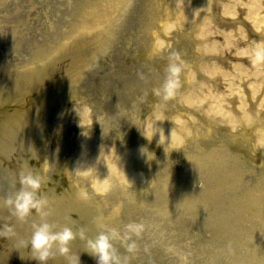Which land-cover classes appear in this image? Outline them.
<instances>
[{
    "label": "rangeland",
    "instance_id": "374dc122",
    "mask_svg": "<svg viewBox=\"0 0 264 264\" xmlns=\"http://www.w3.org/2000/svg\"><path fill=\"white\" fill-rule=\"evenodd\" d=\"M92 1L95 0H0V94L4 96L0 100V118L4 114L20 111L16 108L19 106L17 103L6 104L7 99L13 98L11 95L27 101L28 105L38 99L47 109L41 114L42 125L34 133L31 150L24 152L9 145L5 164L0 163V227L12 224L15 228L19 225L24 242L30 239L32 216L20 222L10 215L2 201L19 188L21 171L40 174L42 165L46 163L43 176L47 182L40 191L48 199L64 198L61 200L63 202L70 199L67 196L73 185H81L87 195L85 204L80 200L85 210L84 216H76L79 212L68 215L82 222L89 220L92 227L99 222L96 221L99 215L107 217L98 224L100 228L86 231L87 236L95 237L102 230L101 225L118 228L121 232L130 221L146 225L139 238L133 237L137 243L134 253H126L119 241L114 242L122 255L132 256L131 264H264V205L250 206L229 198L230 194L248 189V183L241 186L236 183L234 193L224 191L215 200L207 195L198 199V194L209 183V179L203 181L208 166L203 163L197 166L189 164L180 157L179 152L168 153L158 141L140 140L149 147L150 155L146 153L132 165L140 173L132 184L123 183L114 173H102L105 181L102 191H96L89 185L90 170L69 176L58 163L60 159L63 162L72 159L76 148L81 151L80 144L76 145V142L82 136L91 138L92 147H97V143L108 144L100 143L96 132H87V128L98 122L88 120L81 124L79 117H72L73 113L68 111L71 106L76 108L83 105L87 108L88 116L94 112L98 118L110 117L109 134H120L122 137L115 146L126 149L130 145L126 141L128 138L138 140L133 129L129 130L131 110L133 115L139 111L143 118L153 117L160 98L152 90L163 82L171 53L181 54L187 73L193 71L195 63L204 61L201 56L197 58L196 40L204 41L203 52L214 56L209 64L213 63L216 67L215 73L208 77L211 78L208 83H205L207 76L194 74L200 85L199 92L209 97L204 102L213 104L210 95L214 92L223 95L218 102L223 111L228 108V103L224 107L227 97L236 108L244 104L246 111L252 100L257 101V105L264 102V62L255 63L251 54L256 46H264V35L254 29L255 22H260L264 28V0H176L175 10L182 16L181 22L171 17L172 0H122L120 4L116 3L120 7L111 20V26L102 27L95 36L76 34L75 21L80 17L81 9ZM111 12L104 11L106 19L110 20ZM158 12L163 15L170 13L167 16L171 27L155 32V35L159 33V40L168 44L166 52L161 47L150 51L145 47V43L154 38L143 27L150 24L151 17ZM191 29L192 32L195 30L194 36ZM99 39L103 41L97 51L93 50L95 56L68 85L71 86L69 91L65 90L67 84L59 86V91L64 87L60 95L50 94L47 100H41L45 97L41 96L43 89L46 90L51 84L50 78H47L46 85L31 82L28 87L20 86L18 82L13 85V79L10 81L7 78H18L16 69L31 61L37 63L27 68L44 67L45 71H49L48 63L54 56L67 55L65 48L56 52L54 44H60L57 46L61 49L67 42L73 46L77 44L76 40ZM85 51L86 46L78 52ZM70 53L76 54L75 51ZM64 69L60 68L58 73ZM60 77L62 75L55 79L58 81ZM184 77L181 74V82ZM139 79L143 81L142 92L138 94L141 102L130 109L124 102L130 97V86L136 80L140 82ZM5 81L7 86H1L5 85ZM17 90L22 94L17 95ZM69 92L78 98L67 99ZM55 96L57 100L53 103ZM134 97L137 98L136 95ZM172 100L167 101L164 108L159 107L163 117L183 114ZM119 103H123L122 106ZM200 119L195 115L191 124L199 132V140L206 141L214 136L227 144L232 153L242 144V136L237 137L234 131L230 137L224 130L228 127L225 124ZM170 128L174 130V126ZM240 129L247 132L243 137H251L254 133L250 124L241 123ZM105 133L106 138L110 137L107 131ZM183 145H177V149L181 151ZM164 158H171L167 168L162 167ZM234 163L245 167H264V151L258 156L249 153L244 156L241 153ZM71 227L76 231L79 223ZM11 245L9 235H0V264H27L19 255L5 253ZM70 248L73 254L79 255L80 264H97L96 258L86 251L85 241L79 237L70 243ZM24 249L25 252L31 251L30 245L27 248L24 246ZM32 264L40 262L33 259ZM48 264L68 262L57 252L55 259Z\"/></svg>",
    "mask_w": 264,
    "mask_h": 264
},
{
    "label": "bare ground",
    "instance_id": "6f19581e",
    "mask_svg": "<svg viewBox=\"0 0 264 264\" xmlns=\"http://www.w3.org/2000/svg\"><path fill=\"white\" fill-rule=\"evenodd\" d=\"M95 0L92 2H88L83 9H81V13L79 14V18L75 21L76 25V34L85 35L88 33L89 35H97L98 31L103 27H107L108 25H112L111 21L115 18V15L119 11V7L122 0ZM183 2L184 0H179ZM118 4L116 5V3ZM120 2V3H119ZM175 2L176 0H172L173 10L171 11V17H173L174 21L181 22L182 16L179 15L177 9L175 10ZM110 10V20L106 19L104 16V11ZM167 15H170V13ZM163 15L158 12L156 16H152L151 23L144 26L143 28L148 32L151 36H153L154 40H151L145 43V47L147 51L164 49L166 52L168 48V44L164 42V40H159L157 35H155L156 30L167 29L171 27V22L168 20V16ZM81 20L79 21V19ZM199 21V19H197ZM95 22H97V26L94 27ZM78 25V26H77ZM96 28L95 30H91ZM254 29L256 32L264 35V28L260 22H255ZM90 30V31H89ZM155 30V31H153ZM192 32V29H191ZM190 32V33H191ZM195 30L191 33L194 36ZM89 38V37H86ZM66 41V40H62ZM69 41V40H67ZM77 44L70 45L68 42L64 45L63 48L60 49V44H54L53 49H56V52L59 50H64L67 52L63 54L64 57L57 58L54 56L52 60L48 63L49 71H45L44 67L37 68L34 67L29 69L30 65L36 64L37 61H31L24 63L21 67L16 69L17 77L16 79L7 77L10 81L13 79L12 84L16 85V82L20 84V86L31 85V82H37L47 84V78L52 79L50 81V85L47 89H43V94L41 100L46 99L50 94H55L62 92L59 91V86L62 84H67L65 90L71 88L68 85L72 84L73 81L79 76L80 70L83 66L88 64L90 60L95 56L93 50L99 48L102 45L103 40H76ZM90 43L89 45L87 43ZM63 42V44H64ZM94 42V43H93ZM87 44V45H86ZM95 45L94 48H91L92 45ZM196 44V45H195ZM85 52H78L82 48H85ZM194 46L196 50L197 58L200 59V56L203 57L202 62L195 63L193 66V71L188 72L184 70L182 74L185 76L183 78V82L181 83V88L178 89L177 96L173 98V104L175 106H179L183 111V114L180 113L179 116L175 114L172 116H162L160 112V108L156 107L154 109L153 117L142 118L140 114H134L131 110L130 117H132V121L129 123V130L133 129V133L138 136V140H130L129 138L126 140L129 143V147L123 149L122 146L117 145V142L122 139L120 134L115 136L114 133L109 134L111 128L109 124L111 123L110 117L103 116L97 117L94 115V112L88 116L87 108L83 105H77L76 108L73 106L68 110L72 112L73 115L77 118L81 124L88 122V120L96 123L97 125H93V127L87 128V132H96L99 142H107V145L98 144L97 147L91 146V138L82 136L76 142V145L80 144V149L76 148L75 156L63 162L62 159L58 162L61 165L62 170L65 173H68L69 176L76 175V173H83L88 170L91 171V174L88 176L89 185L93 186L96 191H102L105 187L104 177L102 173H114L119 180H121L125 184H132L136 177L140 175L135 168H132V165L137 162L138 159H141L146 153L148 154L149 147L140 140L144 141H152V142H160L163 148L168 153L179 152V155L182 159L189 164L198 165V163H203L208 166L207 170L204 173V179H209V183L205 184L206 187L203 188V192H200L197 196L199 199L200 196H208L213 200L217 199L221 193L224 191L235 192L237 189L236 183L239 186L244 185V183H248V189L242 192H236L235 195L230 194L229 198L235 202H243L247 205H264V167L253 168L252 166H238L235 165V160L239 157V154L245 156L246 153L251 155L258 156L259 153L264 151V102H259L257 105V101L252 100L249 104L248 111L245 109V105L241 104L239 106H233L231 99L227 97L226 104L228 103V108L226 111H223L218 103L220 101L221 93H211L210 97L211 102H204L203 100L209 99L205 94H201L199 92L200 85L199 82L196 81L194 74H199L201 76H207L206 82L208 83V78L215 73V68L213 63L209 64L210 58H214L213 55H208V53L203 52V42L194 41ZM90 49V50H89ZM50 50V48H49ZM85 50V49H84ZM92 50V51H91ZM58 51V52H59ZM63 51V52H65ZM70 51H75V53H70ZM69 55H72L69 57ZM181 55V54H180ZM35 56V55H34ZM189 57V56H188ZM191 59V57H189ZM60 64V65H59ZM64 67V71L58 73L60 68ZM44 70V72H42ZM60 80H56L59 75ZM51 75V77H50ZM21 76V78H19ZM6 78V76H5ZM24 79L27 81L25 82ZM49 79V80H50ZM135 81L134 85L130 86V97L124 104L127 107L132 109L134 106L136 107L140 101L139 93L142 92L143 81L139 79ZM148 82L151 80H147ZM213 81V80H211ZM157 81H154L156 83ZM9 83V82H8ZM142 83V85H141ZM29 84V85H28ZM215 86L216 84L213 83ZM1 86L6 87L1 84ZM57 89V90H56ZM182 91V94L180 93ZM17 95L22 94L18 90L16 91ZM136 95L137 98L134 96ZM4 97V96H3ZM2 94H0V100H3ZM13 98L7 99V105H11L13 103H17L16 108H19V112L14 114H4L0 118V163L5 164V160L7 158L9 152V145L15 147L16 149H21L24 152L30 151L32 146V141L34 138V133L36 129L42 125V117L41 114L46 112V107L43 106V101L36 100L37 102H33L31 105H28V102L25 100H21L16 98V96L11 95ZM63 97V95H62ZM37 97H35L36 99ZM77 99L78 97L73 94V92H69L67 95V99ZM57 100V96H55ZM72 99V101H73ZM213 99V100H212ZM23 101H25L23 103ZM134 103V104H133ZM120 104V103H119ZM123 104V103H122ZM120 104V106H122ZM45 105V104H44ZM129 105V106H128ZM231 107H230V106ZM134 109V108H133ZM138 110V109H137ZM2 113V112H1ZM2 115V114H1ZM198 116V119H203L204 121L208 120V123H223L225 127L224 129L228 134L233 135L234 131L237 137L242 138V144L240 147H236L234 151L231 152L229 146L225 144L221 139H217L212 136L211 139H207L206 141H202L198 139L197 133H199L195 126H192V122L194 121V116ZM202 116L204 118H202ZM200 119V120H201ZM242 124H250L254 129V133L251 137H243L246 135V131L240 129V125ZM164 125V126H163ZM170 126H174V130L170 128ZM128 129V128H127ZM18 133H15V132ZM105 131L109 134L110 137L106 138L104 136ZM20 132V134H19ZM115 132V131H112ZM106 134V133H105ZM122 136L126 137L124 134ZM235 135V136H236ZM135 138V137H134ZM148 138V139H147ZM133 139V138H132ZM224 140V139H223ZM8 141V145H7ZM184 143L181 151L177 149V145ZM239 153V154H238ZM171 155V154H170ZM232 158V159H231ZM171 158H164L162 160V167L167 168ZM172 166V163H170ZM47 164L42 165L40 169V174L44 175L46 172ZM251 167V168H250ZM144 177V175H143ZM210 177V178H209ZM145 179V178H144ZM70 199L63 200L64 198L59 197H51L49 200L50 208L52 210V215L49 217L50 221H54L59 225H68L73 226L76 222L79 223V229L83 227L86 231H91L92 229L100 228L98 224H101L106 220V216L99 215L95 223L92 227V222L89 220L82 222L78 219L71 218L68 214L77 213L76 216H84L83 213L85 210L82 208L80 200L85 204L87 201V195L82 190V186L78 185L69 191L68 196ZM197 199V200H198ZM264 213V212H263ZM37 216H32L30 221L38 220ZM18 223V222H17ZM22 227L16 225L15 227V235H9V238L12 242V245L7 249L6 254H14L19 255L27 264H32L33 258L31 257V251L25 252L24 249V238L21 236L20 231ZM19 236V243L17 241V237ZM22 238V239H21ZM28 256V257H27Z\"/></svg>",
    "mask_w": 264,
    "mask_h": 264
},
{
    "label": "clouds",
    "instance_id": "9594fccd",
    "mask_svg": "<svg viewBox=\"0 0 264 264\" xmlns=\"http://www.w3.org/2000/svg\"><path fill=\"white\" fill-rule=\"evenodd\" d=\"M251 54L255 63L264 62V46H256ZM185 67L180 53H171L163 82L152 90L153 94L160 98L158 107L164 108L166 102L176 96L178 89L181 88V74ZM46 182L41 174L21 171L19 188L2 201V205L9 209L10 215L20 222L26 221L30 216L39 218L32 221L30 239L22 242L25 248L30 245L33 259L40 264H48L50 260L55 259L58 252L60 256L65 257L68 264H80L79 255L73 254L70 248V243L79 237L85 241L86 251L96 258L97 264H131L132 256L122 255L114 242L119 241L126 253H134L137 250V243L133 237L139 238L145 231L146 225L143 222L130 221L124 225L123 232L115 227L101 225L102 230L95 237L87 236L83 227L76 231L68 225L61 227L49 220L52 215L49 200L40 191ZM10 234L15 235L14 225L5 224L0 227V235Z\"/></svg>",
    "mask_w": 264,
    "mask_h": 264
}]
</instances>
